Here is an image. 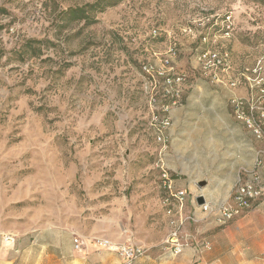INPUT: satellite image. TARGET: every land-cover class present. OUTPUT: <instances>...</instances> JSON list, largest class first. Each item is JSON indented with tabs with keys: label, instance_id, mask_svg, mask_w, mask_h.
Returning <instances> with one entry per match:
<instances>
[{
	"label": "rangeland",
	"instance_id": "374dc122",
	"mask_svg": "<svg viewBox=\"0 0 264 264\" xmlns=\"http://www.w3.org/2000/svg\"><path fill=\"white\" fill-rule=\"evenodd\" d=\"M95 1L0 0V249L60 256L75 250V238L130 232L127 243L163 260L170 233L163 170L191 197L232 188L214 206L233 204L239 178L259 172L264 139L237 118L231 101L254 100L264 135V0H124L93 25L58 19ZM30 40L45 41L36 57L23 52ZM202 49L228 51L222 84L202 70ZM165 60L186 75V89L184 103L166 113L160 143L151 125L159 94L145 88L142 67ZM174 109H181L175 121ZM246 138L257 144L254 162L225 171L227 151ZM259 201L227 222L220 212L187 222L188 263L264 264V223L254 233L242 222L264 210V193ZM187 203L185 215L198 211ZM6 235L16 237L15 247L2 241Z\"/></svg>",
	"mask_w": 264,
	"mask_h": 264
},
{
	"label": "built area",
	"instance_id": "2783aa9c",
	"mask_svg": "<svg viewBox=\"0 0 264 264\" xmlns=\"http://www.w3.org/2000/svg\"><path fill=\"white\" fill-rule=\"evenodd\" d=\"M202 70L208 75V78L212 83H222L220 72L225 71L229 67L230 55L228 51H213L209 49L199 51L197 55ZM162 67L144 65L142 71L144 74L145 88L150 89L155 95L159 94L155 99V102H159L157 114L153 117L151 125L157 132V141L160 143L165 142V130L170 126V119L166 115L173 107L178 106L181 103V97L183 94L182 86L184 84V77L179 76L176 72V68L173 66H167L170 64L169 60L164 61ZM157 67V70H156ZM235 86V83H232ZM232 106L235 115L239 120L245 121L246 125L254 131L258 140L264 139V135L260 130L259 125L256 123L254 117L258 107L254 104V100L245 101L240 98H233ZM159 112L163 113L159 116ZM264 115V111H261ZM258 157L256 159V167L259 172L246 173L239 178L236 184L235 190L230 196V200H233V204L229 201L223 202L220 205L214 206L212 202L205 200L203 205L197 204V198L200 195L191 197L188 190H177L173 188V181L168 172L163 170V184L168 192V196L165 198L164 204L167 217L169 218L170 233L164 241V246L167 251L177 256L184 250L182 241V229L189 221L197 222L196 214L193 212L189 215L184 214V208L187 201L196 204L197 209L208 215H216L221 213L223 221L226 222L234 218L242 216L247 210L251 208V201L258 200L264 193V151H258ZM253 176H250V175ZM232 202V201H231ZM4 241L11 244H16L17 239L12 235H6ZM94 245L101 248H111L113 244L109 241L95 238ZM75 250L81 251L84 246V240L80 238L74 239ZM211 244L205 243V249L211 250ZM119 258L124 264H134L137 260L144 257L149 250L139 247L132 243H126L116 246Z\"/></svg>",
	"mask_w": 264,
	"mask_h": 264
},
{
	"label": "crops",
	"instance_id": "0c3cea01",
	"mask_svg": "<svg viewBox=\"0 0 264 264\" xmlns=\"http://www.w3.org/2000/svg\"><path fill=\"white\" fill-rule=\"evenodd\" d=\"M187 108H189V105L187 106ZM180 112L181 109H174L171 112L170 116L174 121L178 119ZM232 123L238 126L237 128H239L238 130H240V134L246 135V133L242 131L244 126L242 127V125L239 124L238 122L236 123L232 122ZM252 139L246 138V140L242 142L240 145L236 144L235 148H231V150L227 151V156H228L227 164L230 163L231 167L227 168L228 167L227 165L225 171L226 169H228L227 170L228 172L235 168L250 166L254 162L257 144L254 143ZM177 189L188 190L186 188H177ZM231 189L232 188H230L229 190L227 188H218V189L216 188L215 190H217L218 192V197L212 196V193L207 189L201 190L200 193L203 194L208 200H210V202L214 203V201L219 200L220 202L222 200H225L230 195L229 191ZM187 204H186V208H187ZM192 204L193 203L191 202L189 206L195 208ZM164 205H165L164 201L162 200L161 202L162 208ZM194 213L200 217L204 215L201 212H199V210L197 211L196 208L194 209ZM245 221L251 225V229L254 231V233L260 232V227H262V223H264V210L260 209L247 214L242 219V222ZM126 232L129 231H125V233ZM131 235L132 234L130 232L129 234L126 235L123 232L117 238L97 237L102 240L111 242L113 244V247L111 248H101L98 246L96 247L94 245L93 238L91 240H84L85 246L81 251H76L73 249L64 254L61 253L60 256L53 254L54 251L48 248L47 249L44 248L40 251L34 249H23V248L22 249L2 248L0 249V264H24V263L35 264L37 261H40L38 262L39 264H55L54 262H56L57 264H124V262H122V260L118 256L116 246L126 244L128 242V239L132 238ZM2 241L5 242L3 238ZM7 244L11 245L12 247L16 246V244L15 245L11 243H7ZM157 253L159 252H154V254H150L148 256L140 258L134 264H189L190 263L189 259L192 257L191 254L187 253V251L177 256L173 255L168 251L164 259L160 260L159 258L161 257L162 254L159 255Z\"/></svg>",
	"mask_w": 264,
	"mask_h": 264
},
{
	"label": "trees",
	"instance_id": "16d2710c",
	"mask_svg": "<svg viewBox=\"0 0 264 264\" xmlns=\"http://www.w3.org/2000/svg\"><path fill=\"white\" fill-rule=\"evenodd\" d=\"M124 0H96L93 3L86 4L81 7L69 8L60 13L58 17L59 20L65 26H69L76 22L84 21L86 25H93L97 23L96 16L98 13H103L109 8H113L121 4ZM45 41L43 40H30L26 44L23 52L28 54L29 57H36L42 52V47H37V45H42ZM24 57V54L22 55ZM179 76L186 78V75L179 70H176ZM186 83V79L184 81ZM182 88L185 90L186 86L183 84ZM181 102L184 103V94H182ZM251 208L249 210H253L258 207L260 204L259 199L250 202ZM248 211V210H247Z\"/></svg>",
	"mask_w": 264,
	"mask_h": 264
},
{
	"label": "water",
	"instance_id": "95a60500",
	"mask_svg": "<svg viewBox=\"0 0 264 264\" xmlns=\"http://www.w3.org/2000/svg\"><path fill=\"white\" fill-rule=\"evenodd\" d=\"M197 203H198V205H203L204 203H205V197L204 196H199L198 198H197Z\"/></svg>",
	"mask_w": 264,
	"mask_h": 264
}]
</instances>
